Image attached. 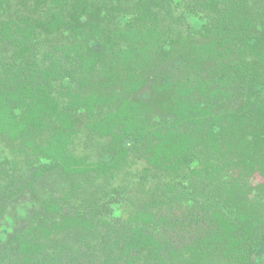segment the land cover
<instances>
[{
	"label": "trees",
	"instance_id": "trees-1",
	"mask_svg": "<svg viewBox=\"0 0 264 264\" xmlns=\"http://www.w3.org/2000/svg\"><path fill=\"white\" fill-rule=\"evenodd\" d=\"M0 264H264V0H0Z\"/></svg>",
	"mask_w": 264,
	"mask_h": 264
},
{
	"label": "rangeland",
	"instance_id": "rangeland-1",
	"mask_svg": "<svg viewBox=\"0 0 264 264\" xmlns=\"http://www.w3.org/2000/svg\"><path fill=\"white\" fill-rule=\"evenodd\" d=\"M29 206L26 204L25 201H21L18 204H14L9 208L8 213L10 215L15 216L16 223H21L26 220L27 212Z\"/></svg>",
	"mask_w": 264,
	"mask_h": 264
}]
</instances>
